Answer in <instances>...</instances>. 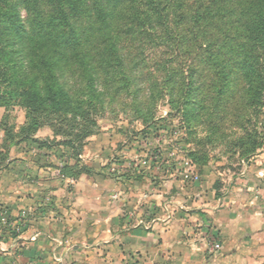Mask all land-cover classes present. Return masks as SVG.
I'll use <instances>...</instances> for the list:
<instances>
[{"label": "clouds", "instance_id": "9594fccd", "mask_svg": "<svg viewBox=\"0 0 264 264\" xmlns=\"http://www.w3.org/2000/svg\"><path fill=\"white\" fill-rule=\"evenodd\" d=\"M0 264H264V0H0Z\"/></svg>", "mask_w": 264, "mask_h": 264}]
</instances>
